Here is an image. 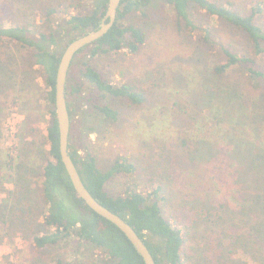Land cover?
I'll return each mask as SVG.
<instances>
[{
  "label": "trees",
  "instance_id": "1",
  "mask_svg": "<svg viewBox=\"0 0 264 264\" xmlns=\"http://www.w3.org/2000/svg\"><path fill=\"white\" fill-rule=\"evenodd\" d=\"M107 1L90 0L85 12H77L63 20V29L57 33L58 38L66 36L68 44L78 35L98 28L107 8ZM151 1L121 0L110 29L77 53L88 47H91V55L120 49L137 52L145 41L146 33L140 24L131 19V15L147 8ZM164 3L180 29L193 30L198 27L192 15L195 10L214 17L226 27L239 30L247 38L249 54L238 52L228 45H221L223 58L214 64L212 73L220 78L232 68L242 67L245 70V87L251 88V93L246 95L248 89L242 90L237 84L220 82L206 89L204 111L201 110V115L191 116L190 121L180 131L184 132L183 135L178 136L176 140L177 148L182 150L187 164L184 161L181 165H176L173 158L168 163L169 173L175 184L183 178L190 179L188 171L191 169H187V166L189 162L195 161L190 156L203 146L201 154L211 157L201 162V169L206 173L204 188L218 194L219 207L225 210L223 212L229 209L241 214L239 220L246 225L249 223L255 236L264 242V66L260 68L256 61L264 54V27L258 25L255 20L262 7L256 5L248 12H241L231 1L164 0ZM41 11L47 21L51 14L57 11V6L49 4L42 7ZM33 27L36 28V25L21 22L6 25L0 22V88L8 85L7 81H10L11 73L17 65L15 50L11 46L26 48L31 62L39 65L44 72L45 113L50 119L45 135L48 144L47 158L43 159L45 150L38 148V156L43 162L40 166L36 165L35 157L31 153L33 150L26 143H23L18 155H14L16 144H12L8 151H5L4 158L0 155V169H4L8 175L12 171L16 186V193L7 190V198L0 203V223L10 228L17 224L27 228V222H30L28 213L37 200L30 187L31 176L38 168L42 177L39 196L40 201L42 200V219L38 222L44 230L32 235L31 246L39 252L31 260L33 263L38 264L41 257L44 258V250L59 245L62 240L72 238L71 240L85 243L92 249H99L104 256L103 259H91L85 263L77 259L75 264H144L125 235L114 224L92 211L72 187L58 152L54 112L55 73L62 52L57 54L51 49V44L57 41L52 30L49 31L47 27L45 31H40ZM209 28H204L206 40L209 39ZM77 53L68 69L65 97L70 120L68 151L84 186L101 204L125 219L143 240L155 264H184L181 251L189 238L185 230L209 221L211 212L205 210V213L203 207H199L194 212V218L187 219L184 224H180V221L171 222L163 215L159 205V200L164 197L159 195V184L150 193L131 190L126 194L109 195L104 188L105 183L116 174L132 172L134 164L128 161L126 156L117 155L110 164L100 167L92 153L81 154L70 145L69 138L74 125H81L88 135L98 131L103 120L114 121L118 118L119 111L111 104L113 98L123 97L137 105L146 101L143 88L130 83L112 84L86 63L80 69L81 80L72 79L70 71ZM253 88L258 90V95H254ZM78 113L79 116L76 117ZM226 143L228 148L225 149V159L230 161L231 166V162L233 163L232 170L221 169L230 180L227 191L223 188L224 179L221 177V181L218 178L219 170L213 168L211 163L218 157L211 153V149L217 148L213 151L216 153L218 147L224 148ZM10 195L13 197L14 206L12 219L7 220L5 211L8 210ZM249 235H252V232H249ZM215 240L220 246V239ZM207 243L210 249L221 251L212 245L211 236ZM52 258L53 264H72L59 252ZM218 259L212 263L220 264ZM263 259L253 260L263 264Z\"/></svg>",
  "mask_w": 264,
  "mask_h": 264
},
{
  "label": "rangeland",
  "instance_id": "2",
  "mask_svg": "<svg viewBox=\"0 0 264 264\" xmlns=\"http://www.w3.org/2000/svg\"><path fill=\"white\" fill-rule=\"evenodd\" d=\"M219 1H231L241 12H248L256 5L261 6L262 11L257 13L255 20L264 27V0ZM89 2L90 0H0V22L6 25L13 22L35 24L36 28H33L40 31H45L48 27L57 38L56 43L51 44V49L58 54L63 51L67 42L66 36L59 39L57 35L63 29V20L77 12H85ZM49 4L57 6V11L45 21L41 9ZM142 10L131 15V19L140 24L146 33L145 41L137 52L120 49L91 55V47H88L75 56L70 76L81 80L80 69L86 63L112 84L130 83L143 88L146 101L137 105L123 97L113 98L111 104L118 109V118L114 121L103 120L98 131L88 135L81 125H74L69 143L81 154L92 153L100 167L110 164L117 155L126 156L134 164L132 172L116 174L105 183L104 188L109 195L126 194L131 190L150 193L159 184V195L164 196L159 200V205L163 215L171 222L180 221V224H184L187 219L194 218V212L199 207H203L204 212H211L209 221L185 230L189 238L186 237L187 241L181 251L184 264H213L218 257L220 264H259L253 259H263L264 242L255 236L249 223L246 225L239 220L241 214L229 209L223 212L225 210L219 207L218 194L204 188L206 173L201 169V162L211 157L201 154L203 146L190 156L195 159L194 163L189 162L187 166V169H191L188 171L190 179L183 178L175 184L171 179L168 163L171 158L176 165L185 161L182 150L177 148L176 140L183 135L184 132L180 131L191 116L201 115L204 111L206 89L219 82L237 84L242 90L248 89L245 87V70L242 67H234L220 78L212 73L214 64L223 58L221 45L249 54L247 38L239 30L226 27L214 17L195 10L192 15L198 27L193 30L180 29L164 0H152ZM208 26L210 33L206 40L204 28ZM11 48L15 50L17 65L11 73L10 81H7L8 85L0 88V155L4 158L5 151L12 144H16L14 155H18L23 143H26L33 150L31 153L36 165L40 166L43 159L47 158L48 144L45 135L50 120L45 113L44 72L39 65L31 62L26 48ZM256 61L262 68L264 54ZM252 90L254 95H258L256 88ZM250 93L251 88L246 91V95ZM78 116L79 113L76 114ZM38 148L45 150L43 159L38 156ZM226 148L227 143L224 148L218 147L216 153L213 151L217 148L211 149V153L218 156L211 163L213 168L219 170L218 178L224 179L223 188L227 191L230 180L221 169L232 170L233 163L231 162V166L230 161L225 159ZM14 181L12 171L8 175L4 169H0V203L7 198V190L12 193L16 190ZM41 181L40 170L36 168L31 176L30 187L37 200L28 213L30 222H27V228L18 224L10 228L0 223V264H35L31 260L39 252L31 246V238L33 234L44 230L38 222L42 219V200L39 197ZM13 202L10 195L8 210L5 211L7 220L12 219ZM209 236L212 237V245L221 251L210 249L207 243ZM214 236L215 239H220V246L216 244ZM71 239L62 240L59 245L44 250V258L41 257L43 264H53L52 256L58 252L72 264L77 259L85 263L91 259L104 258L99 249H92L85 243ZM41 261L38 264H42Z\"/></svg>",
  "mask_w": 264,
  "mask_h": 264
},
{
  "label": "water",
  "instance_id": "3",
  "mask_svg": "<svg viewBox=\"0 0 264 264\" xmlns=\"http://www.w3.org/2000/svg\"><path fill=\"white\" fill-rule=\"evenodd\" d=\"M121 0H108L107 8L98 28L78 35L64 47L55 73L54 112L57 125L58 152L76 195L96 214L114 224L134 246L144 264H155L154 259L135 230L120 215L101 204L84 186L68 151L69 114L66 105L65 85L68 69L79 49L100 38L113 25Z\"/></svg>",
  "mask_w": 264,
  "mask_h": 264
}]
</instances>
